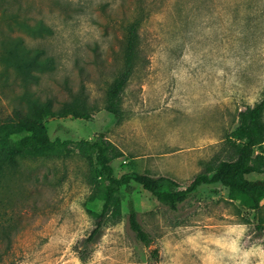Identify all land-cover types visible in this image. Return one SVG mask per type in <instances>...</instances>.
<instances>
[{
  "label": "rangeland",
  "instance_id": "1",
  "mask_svg": "<svg viewBox=\"0 0 264 264\" xmlns=\"http://www.w3.org/2000/svg\"><path fill=\"white\" fill-rule=\"evenodd\" d=\"M2 10L42 20L52 32L29 35ZM138 16V60L120 93L121 112L111 114L106 91L123 64L125 26ZM6 34L54 58L29 85L38 98L56 105L82 90L94 109L89 119L46 116L49 137L70 140L67 148L24 150L0 177V264H264V196L251 209L219 182L200 184L173 210L131 181L118 193L121 219L81 248L105 181L87 158L92 152L75 145L102 134L120 152L111 161L116 176L165 175L182 187L225 157L239 110L264 94V0H0ZM5 73L0 63V121L11 111L5 96L22 91ZM246 177L264 183V173ZM129 200L152 236L149 247L128 227Z\"/></svg>",
  "mask_w": 264,
  "mask_h": 264
},
{
  "label": "trees",
  "instance_id": "2",
  "mask_svg": "<svg viewBox=\"0 0 264 264\" xmlns=\"http://www.w3.org/2000/svg\"><path fill=\"white\" fill-rule=\"evenodd\" d=\"M2 17L7 18L11 27H16L32 36H43L52 32L42 20L30 23L19 19L16 12L2 10ZM142 16L131 20L124 29L122 40L123 64L117 75L108 85L104 109L111 114H120V93L129 76L135 69L140 43ZM0 63L7 73H11L14 82L22 87L20 94L5 96L11 108L9 114L0 121V177L6 170H13L18 164V156L24 150L35 153L56 151L67 148L70 140L59 137L50 138L44 126L48 115L89 119L94 109L87 101L82 90L74 92L67 100L57 102L38 98L29 85L38 81L39 73L54 67V58L45 53L42 47L27 46L21 36L6 34L0 36ZM5 73L4 79L10 77ZM264 94L253 105L239 110V122L227 136L229 150L227 155L208 162L204 168L182 187L177 181L165 175H151L146 172L131 171L116 176L111 161L120 154L114 144L99 134L91 141L75 142L80 149L90 150L93 156L87 158L97 164V172L105 181L101 190L102 205L98 212H93V227L84 238L81 248L88 249L99 237L103 226L115 223L122 217L119 190L121 186L130 187L131 181L153 195L157 201L176 209L178 203L202 183L219 182L226 186L232 199L238 200L251 209H258L264 196V183L246 177L249 173H264ZM12 141V143H9ZM260 148L261 150H257ZM217 192L218 189L213 190ZM127 222L137 243L149 247L152 242L150 232L138 219L132 200L128 201ZM77 249V257L85 262L87 251ZM149 255L157 260L158 248H149Z\"/></svg>",
  "mask_w": 264,
  "mask_h": 264
}]
</instances>
